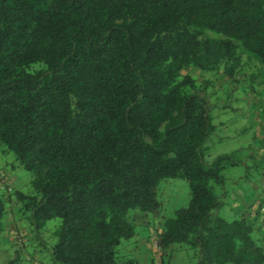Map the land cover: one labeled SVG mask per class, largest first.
<instances>
[{"label":"trees","instance_id":"trees-1","mask_svg":"<svg viewBox=\"0 0 264 264\" xmlns=\"http://www.w3.org/2000/svg\"><path fill=\"white\" fill-rule=\"evenodd\" d=\"M253 60L264 0H0V144L32 174L34 193H15L27 218L61 220L55 264H138L122 243L153 230L197 264H264V205L220 215L224 170L241 163L206 162L215 127L191 72L240 81ZM175 178L189 204L160 228Z\"/></svg>","mask_w":264,"mask_h":264},{"label":"rangeland","instance_id":"rangeland-1","mask_svg":"<svg viewBox=\"0 0 264 264\" xmlns=\"http://www.w3.org/2000/svg\"><path fill=\"white\" fill-rule=\"evenodd\" d=\"M191 72L202 84L201 95L208 102L215 127L205 145L206 162L210 164L219 156L232 155L241 163L224 170L226 179L225 188L222 189L225 194L224 208L220 215L229 221L234 220L236 217L234 208L238 211L241 209L238 205L231 203L229 201L231 199L228 200V198L241 189L240 198L242 193L248 198L243 210L246 212L245 215L248 214L253 219L258 209L254 208L257 205H252V202L256 200L257 195H264L262 188L264 162L255 161V154L258 156V153L253 146L257 124L264 129V66L258 60H253L240 81L227 79L223 72L213 74L198 70ZM261 137L264 140V133ZM258 138L259 136H256V140ZM0 175L6 178L9 185L0 188V194L4 195L7 201V213L0 233V264H55L53 247L57 243L56 233L61 226V220H51L43 228H39L35 221L27 218L22 205L15 198V193L32 195L34 193L33 177L3 144H0ZM0 186L3 185L0 183ZM256 186L259 189L256 190ZM236 196L238 193L235 194ZM261 199H257L256 203ZM189 200L190 186L187 181L181 178L163 181L159 188L161 208L151 215L152 223L161 228L160 221L166 217H173L177 210L187 207ZM239 213L241 214V211ZM263 217L264 215L257 221L258 224L264 223ZM157 232L150 231L148 234L152 236H148L145 231L142 234L147 240L152 255L151 262L148 264H197V251L189 245L175 246L167 252L156 248L155 243L157 241L160 243L158 235L154 234ZM130 249V247L123 249L125 253L122 252V254L128 255Z\"/></svg>","mask_w":264,"mask_h":264},{"label":"crops","instance_id":"crops-1","mask_svg":"<svg viewBox=\"0 0 264 264\" xmlns=\"http://www.w3.org/2000/svg\"><path fill=\"white\" fill-rule=\"evenodd\" d=\"M260 127H261L260 124L259 125L257 124V126L255 128V132H254V136L255 137H254V143H253V146H254L255 150H257L256 153H258V156H256V154H255V161L257 163H260L262 161L264 162V140H263V137H261L262 134L264 133V129H261ZM256 136H259L258 140H256ZM249 148L250 147H248V149ZM258 149H259V151H258ZM0 188H2V186H0ZM262 188L264 190V183H263ZM255 189L257 190L259 188L257 187ZM240 190L241 189H239L235 193L231 194L229 196L228 200L231 199L229 201L231 203H233L234 205H238L239 208L241 209V210L240 209L239 210L242 212L244 206L247 204V199L248 198H247V196L244 197V193H242V198H240V196H239ZM237 193H238V196L235 197V194H237ZM259 198H262V199L256 203L257 199H259ZM255 199L256 200L252 202V205L256 204L257 206L256 207L254 206V208L258 209L259 207H261V204L264 205V195L263 196H262V194L257 195V197ZM234 209H235V214H236V217H237L240 214L239 213L240 211H238L237 208H234ZM263 211H264V208H263ZM147 229L148 228H146V230ZM122 246H123L124 249H127L128 247L131 248L129 250L130 253L128 254V256L134 257L138 261V264H148V263L151 262V256L152 255H151V253L149 251L150 248H149V245H147V240H146V238L143 237L142 233L137 235L131 241L126 242L125 244L122 243Z\"/></svg>","mask_w":264,"mask_h":264},{"label":"built area","instance_id":"built-area-1","mask_svg":"<svg viewBox=\"0 0 264 264\" xmlns=\"http://www.w3.org/2000/svg\"><path fill=\"white\" fill-rule=\"evenodd\" d=\"M0 183L3 185L2 187H8L9 186V185H7L6 178L4 176H2V175H0ZM9 190L11 191L12 189L9 187ZM155 246H156V248L160 249V243H159V241H157L155 243Z\"/></svg>","mask_w":264,"mask_h":264}]
</instances>
